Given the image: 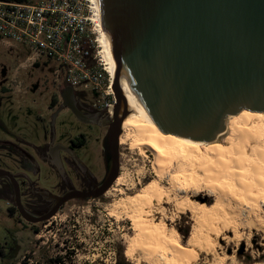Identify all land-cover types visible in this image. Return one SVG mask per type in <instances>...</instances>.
Segmentation results:
<instances>
[{"label":"rangeland","instance_id":"374dc122","mask_svg":"<svg viewBox=\"0 0 264 264\" xmlns=\"http://www.w3.org/2000/svg\"><path fill=\"white\" fill-rule=\"evenodd\" d=\"M29 55L28 47L0 41V142L22 141L34 157V148L43 147L52 133L62 145L82 133L85 145L76 155L97 168L103 129L78 122L65 109L57 113L60 106L51 107V101L58 96L62 73H56V64L45 58L34 66L26 60ZM246 130H252L256 141L248 137V150L239 144V151L221 166L230 172L224 176L205 156L191 163L166 148L161 162L156 161L149 147L135 144L139 136L131 128L122 129L119 181L99 199L70 201L34 230L23 231L17 214L11 215L9 205L0 199L4 247L0 264H48L55 258L61 264H115L122 258L126 264H264V162L260 161L264 121L252 120ZM228 135L229 130L202 147L228 148ZM3 154L2 149L0 165L11 172L22 173L45 189L56 182L40 158L39 174L33 176ZM230 170L237 171L235 176ZM212 172L215 176H207ZM146 192L144 199L136 200ZM187 203L195 207L193 211ZM133 220L139 222L137 228Z\"/></svg>","mask_w":264,"mask_h":264},{"label":"water","instance_id":"95a60500","mask_svg":"<svg viewBox=\"0 0 264 264\" xmlns=\"http://www.w3.org/2000/svg\"><path fill=\"white\" fill-rule=\"evenodd\" d=\"M115 62L114 106L102 138L106 171L91 192L68 191L43 215L27 213L15 177L20 216L29 223L53 217L72 199H96L118 177L119 138L128 116L119 83L124 80L163 134L213 142L225 134L229 116L264 112V0H97ZM63 106L80 119L66 86Z\"/></svg>","mask_w":264,"mask_h":264},{"label":"built area","instance_id":"2783aa9c","mask_svg":"<svg viewBox=\"0 0 264 264\" xmlns=\"http://www.w3.org/2000/svg\"><path fill=\"white\" fill-rule=\"evenodd\" d=\"M97 10L92 0H0V41L28 47L31 64L54 62L62 85L106 117H112V76L98 43ZM89 97H92L89 99Z\"/></svg>","mask_w":264,"mask_h":264},{"label":"flooded vegetation","instance_id":"af4514ba","mask_svg":"<svg viewBox=\"0 0 264 264\" xmlns=\"http://www.w3.org/2000/svg\"><path fill=\"white\" fill-rule=\"evenodd\" d=\"M65 88V85L60 84L57 96L58 100L57 97L56 100L53 98L54 102L51 103V107H54L58 104L60 107L57 113L60 110L65 109L67 112L72 114L69 109L63 106V101L60 97L61 92ZM72 100L76 109L81 115L80 119H78L74 116V114H72L78 122L87 125L88 127H98L103 129V133L99 139L100 165L97 168H94L95 166L91 165L90 162L88 163L76 155V152L82 149L85 145V137L82 133L77 137L69 139L66 145L56 143L54 139V133H52L50 139L43 147L34 148L36 154L34 157L25 151L26 149L23 145H26V143L22 141H19L20 143L15 144H6L4 142H0V150L3 149V155H5L4 157L11 158L13 164L16 165L17 168L29 171L33 174V176H37L39 174V169L37 167L36 159L40 158L42 162L49 168V170H51V172L57 177L56 182L49 189H45L40 187L37 181L29 179L26 175L22 173L11 172L9 169L0 165L1 169L9 171L17 180L19 186L20 204L22 208L30 215L40 216L45 214L54 205L56 197L62 196L68 191H93L104 177L106 163L104 159V150L102 147V138L107 128L104 126V124L109 121V118L99 110L89 105L87 102L79 100L74 95V93ZM0 199H3L9 205L8 210L10 211L11 215L17 214L19 219L18 222L21 224L22 231L25 228L30 227H32V230H34L36 225L39 224L26 222L20 216L14 202L15 196L13 188L11 184L4 178H0ZM96 199H99V197ZM73 200L89 201L94 199H72L70 201ZM70 201L64 203L58 209V211ZM15 240L17 241L18 237ZM17 248L20 247L17 245ZM3 249L4 247L0 246V257L4 255ZM18 252L15 253L16 258L18 257ZM19 263L16 262L14 264Z\"/></svg>","mask_w":264,"mask_h":264},{"label":"bare ground","instance_id":"6f19581e","mask_svg":"<svg viewBox=\"0 0 264 264\" xmlns=\"http://www.w3.org/2000/svg\"><path fill=\"white\" fill-rule=\"evenodd\" d=\"M92 1L95 4L96 10H97L98 41H99V46L101 48V55L103 57V60L106 63L107 70H108L109 74L113 78L114 72H115L114 58H113L112 53H111V49H110L108 39H107L106 34L104 32V28H103V24L101 21L97 0H92ZM119 86H120L122 92L124 93V96H125L126 101H127L128 110H129L128 116L122 122V129L124 130L125 128H131L137 134V136H139L138 139H136L134 141L135 144L144 145V146L149 147L153 152H155L156 157H157L156 161H160L163 158V156L166 152L165 149L168 148L173 152L175 151V152H178L179 154H183L184 157L189 159L190 162L191 161L193 162L197 158L205 156V159L210 164H214V165H215V163L218 164V165H216V168L214 167V169H216L217 171L220 170V171L224 172L223 170H221V168H222L221 166L226 165L227 162L225 163V160L228 158L230 159V157H232L233 153H235V152L237 153L239 151L240 145H245L247 150H248L251 146V142L249 140L255 139L254 142L256 141V136L255 137L250 136L252 130H246V128L248 127V124L252 120H261L262 122L264 121V113L263 112L262 113H254V112H249V111L243 110L241 113H239V115L229 116L227 118L226 125H225V131L229 130V135L226 138V141L228 143H230V147L225 148V147L221 146L220 144H212L208 147H202L205 144L204 142H195V141H190V140L178 138V137L173 136V135L163 134L159 130V128L156 126V124L150 119L147 112L144 110L141 103L138 101L137 97L134 95V93L132 92V90L130 89L128 84L124 80H121L119 83ZM241 124H243L244 127H242ZM248 137H251V139ZM234 140H238V143L235 144ZM122 142H123V138H122V136H120L119 144H121ZM245 151H246V149H245ZM245 151H244V153H245ZM262 152L263 153L260 154V159H261L260 161L264 162V149H262ZM241 153H242V150L240 151V156H241ZM261 155H262V157H261ZM243 159L245 160L246 158H243ZM244 160H243V163H244ZM196 161H195V163H196ZM217 166L220 168H217ZM210 169H213V168L210 167ZM224 169H226V167ZM208 170H209V168H208ZM216 170H214V171H216ZM220 171H219V173H220ZM230 171L232 172L231 174H233L234 176L237 173V171H235V170H230ZM206 172H208V171H206ZM206 172H205V175H206ZM227 172H229V170ZM227 172H224L225 173L224 176L226 174H228ZM214 174H213V172H212V174L208 173L207 176L208 175L211 176ZM221 177H222V175H221ZM118 181H119V178H117L116 182H118ZM158 192L162 193L164 191L162 189L161 190L159 189ZM147 194H148V192H146V194H143L142 196H138L136 200L141 201L142 199L145 198L143 196H146ZM133 201L135 202V200H133ZM186 205L192 211L195 208L191 203H187ZM133 224L137 228L139 222L136 220H133Z\"/></svg>","mask_w":264,"mask_h":264},{"label":"trees","instance_id":"16d2710c","mask_svg":"<svg viewBox=\"0 0 264 264\" xmlns=\"http://www.w3.org/2000/svg\"><path fill=\"white\" fill-rule=\"evenodd\" d=\"M6 2H23L24 0H2ZM34 66H38V63H35ZM54 102V99H52L51 103ZM188 235V233L183 234V236ZM19 264H26L25 262H20ZM48 264H61V259L60 258H55L54 260H49ZM115 264H126L124 259H118L115 261Z\"/></svg>","mask_w":264,"mask_h":264}]
</instances>
